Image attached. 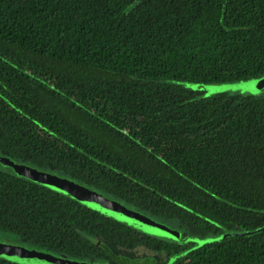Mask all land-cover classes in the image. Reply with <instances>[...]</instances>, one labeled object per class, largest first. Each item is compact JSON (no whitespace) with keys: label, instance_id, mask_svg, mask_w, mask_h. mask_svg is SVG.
Returning a JSON list of instances; mask_svg holds the SVG:
<instances>
[{"label":"trees","instance_id":"obj_1","mask_svg":"<svg viewBox=\"0 0 264 264\" xmlns=\"http://www.w3.org/2000/svg\"><path fill=\"white\" fill-rule=\"evenodd\" d=\"M261 77L264 0H0V154L175 221L180 238L13 166L0 168V231L73 260L120 264L111 250L145 246L167 264L196 244L190 228L264 226V96L199 88ZM174 264H264V232Z\"/></svg>","mask_w":264,"mask_h":264},{"label":"water","instance_id":"obj_2","mask_svg":"<svg viewBox=\"0 0 264 264\" xmlns=\"http://www.w3.org/2000/svg\"><path fill=\"white\" fill-rule=\"evenodd\" d=\"M199 88H204L207 90V94L210 92L224 90L230 91L235 89L261 92L264 90V77L240 81H230L224 84L213 83L209 85H200ZM5 159V162L10 166H13L19 175L28 177L44 184L45 186H50L56 190L62 191L68 194L71 198L78 199L81 202L87 204L95 211L105 215H111L116 220H122L127 225L133 224L136 227L150 233L164 235L176 239L180 238V232L178 230L173 229L165 223L158 222L140 211L129 208L115 199L104 196L93 187L81 185L71 179H68L67 177L60 176L52 172L39 170L22 163H15L7 157H5ZM262 232H264V226L245 230L226 228L222 233L206 236L200 239H194L196 244L193 247L175 254L167 264H174L178 258L185 256L188 252H191L192 250L197 249L209 242L218 241L229 236H251ZM189 238L190 237L184 240L186 241ZM0 256L28 264H110L99 261L73 260L65 256H57L52 253H48L44 250L33 249L29 246L8 244L1 241ZM111 257L114 261L120 264H153L156 261V257L154 256L130 258L122 254H117L116 252H112Z\"/></svg>","mask_w":264,"mask_h":264},{"label":"rangeland","instance_id":"obj_3","mask_svg":"<svg viewBox=\"0 0 264 264\" xmlns=\"http://www.w3.org/2000/svg\"><path fill=\"white\" fill-rule=\"evenodd\" d=\"M211 84H213V83H211ZM206 85H209V84H206ZM202 89H204V88H202ZM224 91H227V90H224ZM217 92H220V91H217ZM210 93H216V92H210ZM259 93L263 94V96H264V90H262ZM5 157L9 158L8 156H6L4 154H0V168L8 170L10 168H7V167L10 166V165L5 162V160H6ZM169 226L172 227L173 229L177 230V227L175 226V221H172V225L169 223ZM180 230H182V229H180ZM189 232L190 233H189L188 237H191L193 239H200L201 238V237H199L197 235L198 231L196 229L190 228ZM2 235L6 236L7 234L6 233L5 234H0V238L4 239L5 241L9 240V241L14 242V243H18L19 242L18 241L19 239L17 238V236H14V235L10 234V236L7 235L4 238ZM112 252H115V251H112ZM116 253L117 254H122V255L130 257V258L152 257L151 251L148 248H146L145 246H140L138 249H135V250H128V249H125V248H118Z\"/></svg>","mask_w":264,"mask_h":264},{"label":"flooded vegetation","instance_id":"obj_4","mask_svg":"<svg viewBox=\"0 0 264 264\" xmlns=\"http://www.w3.org/2000/svg\"><path fill=\"white\" fill-rule=\"evenodd\" d=\"M7 234V235H9L10 236V233H7V232H4V231H0V234ZM6 235V236H7ZM4 238L6 237V236H4V235H2ZM18 238V237H17ZM0 241L1 242H3V243H8V244H14V245H23V246H26V245H24V244H22L21 243V241L20 240H18L19 242L18 243H14V242H11V241H9V240H7V241H5L4 239H2V238H0ZM32 248V247H31ZM110 253H112V250L110 251ZM96 261H100V262H106V261H108V260H104V259H102V260H96ZM113 263V262H112Z\"/></svg>","mask_w":264,"mask_h":264}]
</instances>
